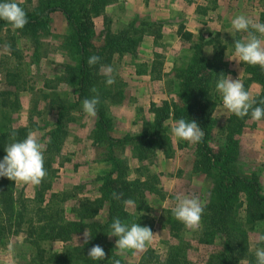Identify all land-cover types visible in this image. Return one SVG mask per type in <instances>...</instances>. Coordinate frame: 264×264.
<instances>
[{"label": "rangeland", "instance_id": "rangeland-1", "mask_svg": "<svg viewBox=\"0 0 264 264\" xmlns=\"http://www.w3.org/2000/svg\"><path fill=\"white\" fill-rule=\"evenodd\" d=\"M172 1L176 0H114L108 5L109 17L106 16L108 24H104L102 16L93 19L95 37L92 42L97 49L107 45L111 38L120 35L123 31H127L133 39L143 32L134 54L116 53L110 60L102 58L101 65L112 66L114 69L115 83L108 86L105 82L107 89L114 95L117 92L120 93L114 96L113 101L106 102L107 112L112 121L108 129V136L113 139L111 141L103 139L102 142H97L95 134L97 116H87L83 112L82 105L77 103L75 76L71 70L66 68L74 63L60 48L62 36L69 32L64 15L59 11L50 13V22L46 30L38 32L44 34H38L35 38L22 35L11 25L0 30V87L3 86L4 90L11 94V101L14 100L17 105V110L13 113V127H22L28 132H37L44 150L50 139L49 133L55 128L58 120L57 112L49 109V102L53 99L66 102L64 113L68 114L70 120L68 122L63 120L64 134L58 140L61 150L54 156L53 164L57 172L55 178L47 182L51 183V189L46 194L48 198L51 193H63L62 201L53 205L64 216L65 221L89 222L94 219L103 221L106 208L93 204V201L99 197L100 183L96 178L114 171L119 161L123 162L124 175L125 177L127 175L128 180L134 181L138 178L141 182L145 180L150 183L154 182L152 185L162 190L159 179V170L162 169L159 163L161 155L155 153L150 159L139 161L128 142H117L126 135H136L141 131L142 119L145 117L140 109L141 97L143 95L148 97L151 95L149 92L155 89L163 94L155 98L157 101L161 100L159 104H156L157 106L164 101L179 102L176 97L178 82L174 77L176 68L185 66L196 53H199L198 57L201 56L211 63L220 62L217 68L221 74L226 71V63L229 59L227 54L232 50V44L236 40H244L247 35L226 26L225 34L228 37L220 41L209 30L203 31V21L208 18H200L201 21L193 23L192 29L195 31L192 34L186 30L185 23L186 17L191 15V9L194 7L200 13L203 11L202 16L210 11L208 13L210 16H207L211 17L214 15L213 11L218 8V0H192L193 5L189 4L190 11L186 9L185 12L182 10L184 5L181 0L176 1L177 5L171 4ZM1 2H15L21 5L24 11H34L38 8L37 0H1ZM250 2L248 1L247 4L253 6ZM242 6H245V1L242 2ZM54 13H59L62 18H57ZM246 17L251 19L248 15ZM256 21L263 23L260 18ZM133 23L135 24L132 25ZM181 25H183V31L191 35L189 40L179 36L177 31ZM139 29H141L140 32ZM35 42L38 44L36 45ZM141 46L143 49L139 50ZM99 75L106 81L101 67ZM150 77L155 78L154 83H151ZM9 78L12 81L7 86ZM145 84L150 85V91H148L149 86ZM215 92L217 100H221L220 93L216 89ZM145 101L147 103V99ZM174 125L169 122L165 127L171 141L173 140L175 145L181 148L184 147L181 153L187 155L192 153L195 156L196 153H193L195 143L175 138L171 131ZM222 144L223 137L213 133L210 146L218 150ZM146 155L149 157L148 153ZM194 162L186 163L185 172L178 184L181 188H185L191 183L192 177L196 178L197 185L191 193H187V196L197 197L204 202L207 198V191L210 189V183L204 175L195 172L196 163ZM139 167L143 169L136 172L135 169ZM251 172L258 175L264 194V167L258 162ZM163 179L164 183L169 181L167 176ZM37 187L39 188V185L15 183L16 204L19 206L20 201L32 199ZM174 187L176 184L170 189L173 194L178 192L177 189L174 190ZM161 194L147 192L144 194V204L141 208L144 210L146 206L147 210L141 211L140 214L145 219L136 221L142 227L151 228L153 234L156 235L152 243L144 252L138 254L132 252L121 254L116 250L115 245L114 252L121 258L123 264H155L157 263L156 257L159 263H165L169 255L180 256L185 264H208L209 257L221 251L220 239L215 238L213 245L197 242L201 224L196 231L182 227L176 234L177 236L173 237L175 233L170 229V222L177 221L172 214L175 206L160 210L165 198V194L163 192ZM126 209L130 214L138 215L135 206L126 207ZM28 219L29 217H25L23 223L16 227L14 215H0V222L2 221L4 227L0 236V264H34L37 259H40L38 254L42 250L43 260H47L61 254L66 249V245L81 244L82 236L79 235L68 244H64L65 241L51 240L33 244V237L27 233ZM165 219L168 220L167 223ZM247 231L250 259L242 257L234 264H256V248L264 247V243L258 240L259 235L264 234V221L256 223L251 230ZM177 248L181 252L176 253Z\"/></svg>", "mask_w": 264, "mask_h": 264}, {"label": "trees", "instance_id": "trees-1", "mask_svg": "<svg viewBox=\"0 0 264 264\" xmlns=\"http://www.w3.org/2000/svg\"><path fill=\"white\" fill-rule=\"evenodd\" d=\"M113 2L114 0H37L38 8L34 11H25L28 23L23 29L18 30L22 35L35 38L38 34H44L38 32L46 30V26L50 22V13L59 11L64 15L69 32L62 36L60 48L74 63L66 68L71 70L75 76L77 103L82 105L86 98L95 95L91 92L93 87L97 89L100 97L95 123L97 142H102L103 139L113 140L108 136V129L112 121L107 112L106 102L113 101L115 95H120L119 92L114 95L107 89L105 79L99 75L102 58L110 60L116 53L134 54L135 47L143 36L141 35L143 32H140L141 29H139L141 34L136 39H133L127 31H123L120 35L111 38L104 47L95 48L92 42L95 37L93 19L102 16L104 24H108L105 8ZM260 19L264 23V14L260 16ZM7 25L10 24L0 20V30ZM177 32L183 39L191 38L189 33L183 31V25L179 26ZM35 44L38 43L35 42ZM196 50L199 52V48ZM198 54L196 53L185 66L174 70V77L178 82L176 97L179 102L167 103L164 101L159 106L151 103L150 113L153 115V119L147 121L143 118L139 133L126 135L117 142H128L139 161L150 159L155 153L165 159H170L173 158L174 152L164 125L166 120L171 118L176 122L179 119L186 121L189 119L198 123L204 132V137L201 142L195 143L197 160L194 162L196 163L194 170L209 180L210 189L207 191V198L204 201L205 207L197 242L213 245L215 238L220 239L221 251L211 255L208 264H234L239 258H249L247 230H251L256 223L264 221V194L259 177L255 172L244 177V169L241 167L243 156L239 136L246 122L252 119L250 114L241 119L230 113L220 127V134L223 137L222 147L214 150L210 146L215 126L213 112L219 102L215 92L216 83L219 80V75H225L226 71L220 74L217 68L220 62L211 63L201 56V58L198 57ZM93 55L99 56L101 59L99 64L90 67L88 59ZM243 66L245 73L249 76L243 81L244 88L248 90L251 82L258 83L261 86V92L253 97L257 102L254 106L264 107L259 103L260 100H264V71L258 65L250 66L243 63ZM11 81L9 78L7 86L11 84ZM48 106L50 110L57 112L58 120L55 128L49 133L50 139L43 150L44 168L47 176L43 179L41 186L37 187L34 197L20 201L21 205L19 206L16 204L14 196L15 183L0 177V215H14L16 227L23 223L25 217H29L27 233L33 237V244L46 240L65 241L64 244H68L72 243L75 236L83 237L84 230L89 232L92 239L87 245L83 244L82 238L80 245H66V249L61 254L47 260H43L42 250L38 254L40 259H37L34 264H115L116 261L123 264L121 258L113 250L116 237H109L113 220L119 218L130 227L137 220L145 219L140 214L141 211L147 210L146 206L144 210L141 208L144 204V194L147 192L160 195L162 190L156 189L152 185L154 182L150 183L146 180L141 182L138 181V178L134 181L128 180L127 175L126 177L124 175L123 162L119 161L116 163L114 171L96 178L100 183L99 197L93 201V204L106 208L103 221L95 219L89 222H84V220L81 222L65 221L64 216L53 205L62 201L63 193H51L48 198H46V194L51 189V183L47 182L52 181L57 172L53 168V164L54 156L61 150L58 140L64 134L63 120L68 122L70 118L68 114L64 113L66 111L64 100H50ZM15 110H17V105L14 100L11 101V94L1 86L0 161L6 155L5 147L13 142V134H15L16 141H22L29 133L26 128L13 127ZM146 153L149 154V157ZM140 169L143 167L135 170L137 172ZM148 183L149 185H147ZM114 192L122 194L119 199L114 198ZM127 199H132L135 202L137 216L127 211L124 204ZM167 221L165 219L166 223ZM182 227L184 225L179 221L172 220L170 222V229L175 233L173 237L177 236L176 234ZM1 230H4L2 221L0 222ZM1 233L2 231L0 236ZM94 245H100L104 249L106 253L104 260L93 261L88 258V250ZM175 252L179 253L181 250L177 248ZM155 261L157 262L155 264H185L182 262V258L177 255H169L165 263H159L157 257Z\"/></svg>", "mask_w": 264, "mask_h": 264}, {"label": "clouds", "instance_id": "clouds-1", "mask_svg": "<svg viewBox=\"0 0 264 264\" xmlns=\"http://www.w3.org/2000/svg\"><path fill=\"white\" fill-rule=\"evenodd\" d=\"M0 20L6 21L13 29H23L28 23L26 12L15 2H0ZM232 29L237 32L246 33L244 40H236L232 44L234 55L244 64L259 66L264 71V23H258L252 19L239 15L231 21ZM99 56H91L88 59L90 67L100 63ZM101 70L106 77V85L115 83L112 66L101 65ZM221 77L216 83V91L222 97L223 107L236 117L243 119L249 116L253 121L264 119V107L254 106L256 100L249 91L244 88L240 78L233 80L231 76L219 75ZM94 93L90 98H86L82 103L83 112L89 117L97 115V106L100 97L97 89L93 87ZM264 105V100L259 101ZM175 138L188 143H199L204 137L203 130L195 120L179 119L171 129ZM13 142L5 147L6 155L0 161V177L7 178L14 183L38 186L47 176L44 168L43 144L39 142L37 132L30 131L22 141H16L15 134L12 136ZM120 195L113 193L114 198L119 199ZM176 204L172 210L174 218L181 222L184 227L191 231L199 229L204 203L194 196L177 195ZM126 207H134L132 199L124 201ZM111 235L116 237V250L124 254L132 252L138 254L144 252L152 243L153 234L151 228L132 223L129 227L119 218H115L111 224ZM83 244L87 245L92 239L89 232H83ZM258 240L264 243V234L259 235ZM11 247V246H10ZM106 253L100 245H94L88 250V258L93 261H102ZM256 264H264V247H258L255 251ZM115 264H119L116 261Z\"/></svg>", "mask_w": 264, "mask_h": 264}, {"label": "crops", "instance_id": "crops-1", "mask_svg": "<svg viewBox=\"0 0 264 264\" xmlns=\"http://www.w3.org/2000/svg\"><path fill=\"white\" fill-rule=\"evenodd\" d=\"M176 1L174 2L172 1L171 4L175 3V5H177ZM181 1L184 5L182 8L183 12H185L186 9L187 11H190L189 4L193 5L192 0H181ZM243 1H245V6H242ZM248 1H251L250 4H253V6L251 5L249 6L247 4ZM217 3H218V8L213 11L214 15L211 17H208L210 16L208 15L210 11L207 13L208 16L203 13L204 15H206L204 17V15L202 16V12L200 13V11L197 8L193 7L191 9V15L186 17L185 19L186 20L185 23L187 26L186 30L194 34L195 30L192 29L193 23L198 22L199 20L201 21V19L203 18L204 19L208 18L207 20L203 21L204 24L201 22L203 24V31L209 30L212 34L217 36V39L221 41V39L223 40V38L225 39V37H228V35L225 34L226 26H229L232 28L231 21L238 15H241L242 13H244L248 15L249 17H251L253 21L257 22L256 20H258L260 16L264 13V0H223V1L218 0ZM54 14L57 18L59 19L62 18V16L59 13H54ZM105 15L109 17L108 6L105 9ZM60 22L61 24L63 23L62 21ZM142 49H143V46L139 48V50H142ZM227 56L229 57V59L226 63L225 76H231L233 80L240 78L241 82L243 83V81L249 78V76L245 73L243 63L239 61L237 57H235L234 47L232 48V50H230ZM154 79H155L154 77H150L149 80L151 81V83H154ZM156 81H160V80H156ZM145 85H147V87L149 86L148 91H150V85L149 84H145ZM247 91H249L252 97L257 96L261 92V86L256 82H251L248 86ZM150 93L151 95H149L148 97L143 95L141 97V101L139 102L140 109L145 115L144 118L146 120H151L152 119L151 117H153V115L149 111L151 103L159 104V101L161 100L158 99L157 101L155 98L163 95L162 92L157 91V90L155 91V89H152V91H150L149 94ZM145 99H147V103ZM220 99L221 100H219L213 112V118L215 121V127L213 130V133L217 135L220 134V127L224 124L225 120L230 114L223 107L221 95H220ZM138 100L140 99L138 98ZM167 121L168 123L166 124ZM166 122L164 124L165 127H167L169 122L171 123V125L175 124V121H173L171 118L166 120ZM239 140H240L241 154L245 155L243 157L245 159L242 160L243 164L241 166L244 169L243 176L248 177L250 171L253 170V167L256 165V163L259 162V165L260 166L262 165L264 167V119H262L261 121L248 120L245 124V127L241 135L239 136ZM171 144H172V148L174 152L173 158L165 159L163 158V156H159L160 157L159 163H161L160 167L162 166V169L159 170V175H160L159 179H160L162 192L165 194V198H164V201L162 202L160 210H163V209L167 210V209L173 208L176 204L175 197L177 196V194L187 195V193L188 192L191 193L192 190L194 189V186L197 185L196 178L194 177H192L191 183H189L188 186H186L185 188H181L180 185L178 184L179 181H181V176H183L185 172L184 167L186 163L188 162L193 163L197 159L196 154L194 156L191 153L190 155L188 154L189 155L188 156L186 153L185 154L181 153V149H183L184 147L181 148L180 146L175 145V142H173V140L171 141ZM193 153H195V149H193ZM164 176L165 177L167 176L169 179L167 183H164L165 182L163 179ZM175 184H176V187H174V190L177 189L178 192L173 194V192L170 189L173 188V185Z\"/></svg>", "mask_w": 264, "mask_h": 264}]
</instances>
